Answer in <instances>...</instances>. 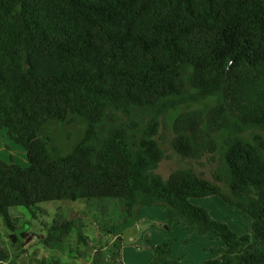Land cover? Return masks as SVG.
I'll return each mask as SVG.
<instances>
[{
	"label": "trees",
	"instance_id": "1",
	"mask_svg": "<svg viewBox=\"0 0 264 264\" xmlns=\"http://www.w3.org/2000/svg\"><path fill=\"white\" fill-rule=\"evenodd\" d=\"M209 98L218 102L207 112L174 119L172 148L214 161L219 134L226 172L212 182L180 169L164 180L161 125ZM79 122L68 152L45 134ZM1 130L28 161L0 160V218L14 233L13 207L35 215L42 203L83 201L104 220L123 211L126 223L152 207L167 212L166 230L181 220L221 241L203 264H264V0H0ZM253 130L261 133L248 138ZM209 197L248 215L252 236L191 202ZM73 226L56 220L43 245L54 249V231ZM122 245L119 237L111 263L123 264ZM147 246L178 264L169 240ZM8 259L0 245V263ZM105 261L96 251L94 264Z\"/></svg>",
	"mask_w": 264,
	"mask_h": 264
},
{
	"label": "rangeland",
	"instance_id": "2",
	"mask_svg": "<svg viewBox=\"0 0 264 264\" xmlns=\"http://www.w3.org/2000/svg\"><path fill=\"white\" fill-rule=\"evenodd\" d=\"M216 98H209L201 103H191L182 106L177 111H171L161 125L159 141L165 157L160 163L157 173L166 180L173 172L180 169H192L196 174L215 182L217 171L226 172L223 159L224 149L222 137L215 135L219 143V151L215 160L207 157L199 160H183L172 148L174 133L172 125L174 119L184 112L201 110L207 112L217 104ZM85 125L81 122L72 125L49 124L45 134L52 137L54 145L64 152L70 151L76 141L83 135ZM261 133L253 130L247 134ZM0 160L13 162L21 166H28L25 149L14 143L5 130L0 131ZM224 193L229 194L225 183L220 184ZM120 206L124 204L119 201ZM193 204L210 212L218 221L228 224L238 235H251V218L245 213L226 204L218 197L195 199ZM144 210V211H143ZM141 216L133 223L124 221L123 211L112 220H104L98 214L91 213L83 201L50 202L39 204L32 215L24 207H13L10 210L12 218L17 221V231L14 233L0 218V245L8 253V264H13L28 250H32L34 264H94L96 251H102L105 258L103 264H113L110 256L114 250L116 240L123 241L121 261L123 264H163L147 244H161L169 240L173 246V255L178 264H195L196 259L203 257V262L212 259L210 249L221 241L211 240V236H199L186 230L185 224L176 223L170 230H166L167 212L160 208L146 207ZM56 220L70 221L73 228L54 231L56 237L62 238V243L54 249L45 247L41 238L49 236V230ZM15 234L13 242L11 235ZM149 239V240H148ZM151 241V242H150ZM199 262H202V258ZM2 264V263H0ZM5 264V263H3Z\"/></svg>",
	"mask_w": 264,
	"mask_h": 264
},
{
	"label": "crops",
	"instance_id": "3",
	"mask_svg": "<svg viewBox=\"0 0 264 264\" xmlns=\"http://www.w3.org/2000/svg\"><path fill=\"white\" fill-rule=\"evenodd\" d=\"M0 154H2V151L0 152ZM209 198H213V197H209ZM219 198V197H218ZM207 199V198H206ZM195 200V199H194ZM192 203H193V200L191 201ZM144 211V210H143ZM167 214V213H166ZM176 223H178V224H181L180 223V220H177L176 221ZM175 223V224H176ZM174 224V225H175ZM238 234V233H237ZM149 240V239H148ZM211 240L213 241L214 239H212L211 238ZM215 240H217V239H215ZM217 241H219V240H217ZM151 242V241H150ZM152 244V243H151ZM159 244V243H158ZM158 244H152V245H154V246H156V245H158ZM220 245H222V243H218V245H216V246H220ZM215 247V246H214ZM148 248L151 250V248L148 246ZM213 248V247H212ZM152 251V250H151ZM201 258H202V262H199L200 260H201ZM201 258H199V259H196V263L195 264H203L204 262H203V257H201ZM34 262H35V257H34V254H33V252H32V250H28V252L27 253H24L23 255H22V257L21 258H19L18 259V261L17 262H15V263H13V264H34ZM3 264V263H2ZM5 264H8V262H5ZM10 264V263H9Z\"/></svg>",
	"mask_w": 264,
	"mask_h": 264
}]
</instances>
